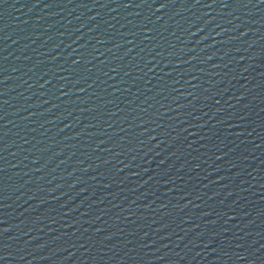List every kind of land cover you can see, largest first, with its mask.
<instances>
[{"label": "water", "instance_id": "95a60500", "mask_svg": "<svg viewBox=\"0 0 264 264\" xmlns=\"http://www.w3.org/2000/svg\"><path fill=\"white\" fill-rule=\"evenodd\" d=\"M0 264H264V0H0Z\"/></svg>", "mask_w": 264, "mask_h": 264}]
</instances>
